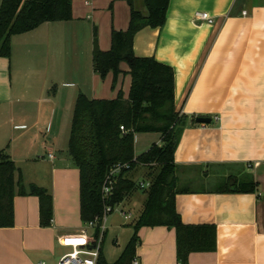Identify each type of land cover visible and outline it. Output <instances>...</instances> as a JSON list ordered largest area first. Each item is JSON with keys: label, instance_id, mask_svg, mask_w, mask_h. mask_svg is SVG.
<instances>
[{"label": "crops", "instance_id": "1", "mask_svg": "<svg viewBox=\"0 0 264 264\" xmlns=\"http://www.w3.org/2000/svg\"><path fill=\"white\" fill-rule=\"evenodd\" d=\"M198 11L214 23H196ZM129 20L126 0H72L71 21L12 37L10 57H0V152L14 163L26 193L34 185L52 197L48 228L40 226L38 198L14 197V226L0 229V264H57L70 249L58 240L81 230L79 171L68 155L73 109L80 94L89 100L128 96V66L120 65L115 81L111 73L102 79L93 70L92 51L95 39L100 51H108L112 31H125ZM133 52L173 70L174 106L185 119L174 153L179 188L186 187L181 180L211 185L175 196L184 225L216 229L215 251L191 253L187 264H264V0H169L163 27L140 30ZM198 117L211 122L196 124ZM139 135L135 157L151 145ZM138 167L151 185L150 170ZM135 169L125 174L134 184ZM229 173L250 175L256 193H212ZM132 192L111 224H130V239L146 203V192L142 203ZM137 237L128 264H179L173 229L143 227ZM97 264H108L102 248Z\"/></svg>", "mask_w": 264, "mask_h": 264}, {"label": "trees", "instance_id": "2", "mask_svg": "<svg viewBox=\"0 0 264 264\" xmlns=\"http://www.w3.org/2000/svg\"><path fill=\"white\" fill-rule=\"evenodd\" d=\"M130 7V20L125 31H112L110 49L100 51L94 37L92 67L102 79L115 78L120 65L129 69L131 84L128 96L118 93L112 100H89L80 94L76 98L68 139V155L79 171L80 219L88 223L103 214L105 206L112 208L123 202L136 185L125 174L138 166L148 168L151 185L146 191L144 210L133 226L134 234L114 264H128L134 255L143 227H165L176 235V256L179 264H187L191 253H208L216 249L214 226L184 225L175 209V196L192 193L179 188L174 153L185 119L174 106L173 70L154 58L134 55L133 41L142 29L162 28L169 0H142L145 13ZM72 20V0H2L0 5V57L9 58L11 38L29 33L45 23ZM195 123V122H194ZM123 127L124 132L120 131ZM158 133L161 145H152L135 157L134 136ZM134 160V161H133ZM127 164L114 185L111 197L103 202L101 189L110 169ZM17 169L5 152H0V229L14 226L13 199L17 195L34 196L39 200L42 228L51 226L52 197L42 188L30 185L25 192ZM216 194H254L256 183L250 175L227 174L217 180L211 190Z\"/></svg>", "mask_w": 264, "mask_h": 264}, {"label": "built area", "instance_id": "3", "mask_svg": "<svg viewBox=\"0 0 264 264\" xmlns=\"http://www.w3.org/2000/svg\"><path fill=\"white\" fill-rule=\"evenodd\" d=\"M242 16H246V13L243 12ZM194 21L207 25H212L214 23V19L210 17L208 13L199 11L194 13ZM120 131L124 132L123 127H120ZM49 157L51 158V156ZM128 169L129 166L127 164L116 165L110 169L101 189V198L103 202H106L111 197L114 185L117 183L119 176ZM140 187L144 188V185L141 184ZM145 187L149 188L150 185L147 184ZM113 211L114 208L105 206L102 216L82 224V228L77 235L60 238L58 243L61 246H68L71 252L64 255L57 264H97L106 231L107 217ZM122 215L127 219L124 214Z\"/></svg>", "mask_w": 264, "mask_h": 264}, {"label": "rangeland", "instance_id": "4", "mask_svg": "<svg viewBox=\"0 0 264 264\" xmlns=\"http://www.w3.org/2000/svg\"><path fill=\"white\" fill-rule=\"evenodd\" d=\"M141 1L142 0H135V7H136V10H138L142 13H145V10L142 6ZM108 14L110 15L111 13L108 12ZM109 20L110 19H108V21ZM139 136L141 137V139H143V143L150 142V144H151L150 147L152 145H154V142L156 140L161 139V135L158 133L140 134ZM133 173H134L133 179H134V182L136 184V188H134L132 193L136 194L138 196V198L140 199L139 201L141 202L144 199L145 192L147 191V188L140 189L139 184L142 183L143 185H145L149 182V179L146 175H143V172H142L141 168H139V167H137L133 171ZM180 185H185L186 187H189L191 189H200V188L205 189V188H209V186H211L210 184H204V181L202 179H194L192 181H189V183H188V181L186 182L184 180H181ZM122 205H123V203L119 204L117 207H114L113 213L107 217L106 226L109 228V230L105 236L104 243L102 245V253H103L105 262H107L108 264H112V263L117 261V259L119 258V256L123 252L125 246L129 242V240H130L129 237L131 235L130 233L132 232V228H131L130 224H128V225L125 224V225L119 226L118 229H112L111 228V224L118 222L117 221V219H118L117 217H119L118 212L123 208ZM140 209H141V207L139 206L137 208V210L139 211ZM135 215H136V213H135ZM135 215H133V216L135 217ZM114 218H116V219L113 220ZM114 240H116L115 244H114ZM70 252H71V249H65L64 250L65 255L70 253Z\"/></svg>", "mask_w": 264, "mask_h": 264}, {"label": "water", "instance_id": "5", "mask_svg": "<svg viewBox=\"0 0 264 264\" xmlns=\"http://www.w3.org/2000/svg\"><path fill=\"white\" fill-rule=\"evenodd\" d=\"M211 120L209 118L205 117H198L195 119L196 124H202V125H207L210 124Z\"/></svg>", "mask_w": 264, "mask_h": 264}]
</instances>
